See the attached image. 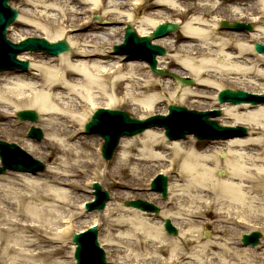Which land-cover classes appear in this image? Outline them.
<instances>
[{
	"label": "bare ground",
	"instance_id": "6f19581e",
	"mask_svg": "<svg viewBox=\"0 0 264 264\" xmlns=\"http://www.w3.org/2000/svg\"><path fill=\"white\" fill-rule=\"evenodd\" d=\"M133 1L128 4V0H41L52 2L55 8L47 5L45 12L37 8H23L19 19L10 28L13 31L29 26L33 30L31 35L35 37L48 32L51 42L66 39L71 50L49 57L43 56L42 52H34L37 56H33V60L40 57L41 63L36 65L32 62L30 72L0 73V121L6 116L10 120L15 115V111L10 112L8 108L36 110L43 118L34 124L46 130L47 138L40 146L24 140V147L59 164L43 173L0 174V258L10 261L7 264H56L55 260L50 261V257L57 251H63L65 244H62L69 240L73 231L63 230L62 227L70 223L74 225L77 218L71 207L76 204L72 194L83 189V179L79 184V177L89 178L92 175L93 179H102L111 186L127 187L126 190L132 191L137 186L145 185L144 178L137 179L143 159L155 162L150 171L164 166L161 165L164 160L169 162L166 165L170 166L168 172L173 171L167 176L178 171L180 183L170 184L169 200H165L166 203L162 204L164 209L158 213L161 218L159 225L151 222L149 216L153 217L154 213L126 205L106 209L107 214L116 216L117 220L107 218L103 211L84 215L90 220L93 218L89 221L91 224L99 222L106 225V230L99 235L101 245L108 253L111 252L113 256L125 253L121 262L115 260L114 264H249L248 260L241 262L243 251H238L237 247L233 250L221 248L224 256L238 259L236 263L228 259L223 262L219 260L211 252V249L219 246L210 241L196 250L201 235L195 234V228H191L195 221H189L187 217L201 218L214 211L215 229L223 234L233 230L232 224L247 221H261L264 228L263 103L220 105L224 109V119L232 122L227 125L249 127L250 132L243 138L207 141L202 145L188 137L186 140L170 141L159 129H151L136 138L121 140L116 159L108 164H112V169L107 167L103 170L99 149L91 148L97 145V139L89 142L80 133L96 103L108 108L133 105L135 110H143L145 115H149L158 112L157 108L168 90L182 91L180 97H172L177 104L201 103L190 99L205 100V92L214 89L221 91L228 84H241L237 78L251 83L252 78L264 76V66L258 63L264 54L254 50L255 42L259 41L255 32L249 36L242 32L225 33L218 24L220 18L205 19L217 14L222 4L219 0H194L188 3L156 0L145 12L142 22L135 21L132 13L126 16L127 11L134 10L136 14L140 9L129 6L138 2L142 4L146 0ZM250 2L233 0L229 8L238 13L243 11V6L259 11L261 15H258V20L252 21L258 24L260 36L264 35V0ZM21 3L29 4L27 0ZM86 7H91L92 13L104 10L109 23L120 24L125 20L123 25L130 23L140 37L151 35L161 23H178L180 28L177 33L153 40L156 45L169 50L167 55L159 56L158 68L169 70V66L174 64L178 74L195 79L194 86L182 85L168 77L156 76L157 82L151 70L144 72L148 63L142 60L121 62L123 55L117 56L116 61L112 60L114 57L109 48L123 40L124 27L98 26L97 22L103 21L102 16L99 21L95 18L92 19L94 21L91 18L81 19L79 15L90 14ZM54 11L58 12L57 17ZM190 12L194 14L188 15ZM33 20H37L36 24L31 23ZM20 58L30 59L26 55ZM45 59L47 61L44 62ZM153 89H161L162 92L151 93ZM100 100L106 102L100 103ZM29 123L20 122L23 127ZM137 145L142 146L139 154L143 157L133 153ZM49 147L50 151L47 152ZM157 147L170 149L173 159L158 155L154 151ZM119 173L132 179L135 177L136 180L122 182ZM109 178L111 182L107 181ZM88 184H92V181ZM130 191L118 197L130 198L133 194ZM158 198L149 199L155 201ZM83 202L80 210L84 213ZM125 214H132V217ZM168 218L180 229L177 237L164 229V222ZM63 222L65 224L61 226ZM202 230L204 234L207 229ZM209 235L211 232H208ZM55 243L60 246H55Z\"/></svg>",
	"mask_w": 264,
	"mask_h": 264
},
{
	"label": "rangeland",
	"instance_id": "374dc122",
	"mask_svg": "<svg viewBox=\"0 0 264 264\" xmlns=\"http://www.w3.org/2000/svg\"><path fill=\"white\" fill-rule=\"evenodd\" d=\"M27 1L29 2V4L21 3L22 0H12L11 1V5L19 11V14H20V11H22L23 8L29 9V10H32L33 8H37L38 11H42V12L46 11L44 7L47 6V5H49L50 7L55 8L52 5V2H41V0H27ZM118 1H121V0H118ZM130 1L131 0H128L129 3H130ZM155 1L156 0H149L146 3L145 6H143V7H141L139 9V11H138V19H137L139 22H142V18L145 15V12L150 9V7L152 6L153 3H155ZM180 1L188 3V2H193L194 0H180ZM253 1L255 2L256 0H251V2H253ZM219 2L222 3V4L220 6V9L217 11V14H213L212 16L205 17V19L211 20V19L217 17V18H220V20H221V18H225V19H229V20L230 19H233V20L237 19L236 20L237 22L238 21H243L245 23H253L251 21L253 19H255L256 16H254V15L255 14L256 15H261L259 11L250 10L246 6H243V8H244L243 11L239 12V13L237 11H235V10H230L229 7L232 5L233 0H219ZM251 2H250V4H251ZM127 7H128V5H127ZM125 8H122V9H125ZM53 13H54V16H56V17L58 16V12L57 11H54ZM96 13L101 15L103 17V19H104L101 23L97 22L98 26L102 25L105 28V26L112 27L113 25L114 26L123 25V23L114 24V23H109L108 21H106L108 19H107V16H106L104 10H101L100 12L98 11ZM191 14H194V13L190 12L188 15H191ZM239 14H241V15H239ZM79 17L84 18V15H79ZM122 19H124V18H122ZM36 22H37V20L31 21V23H34V24H36ZM14 25H15V23H13V25L11 27H13ZM253 25L255 26V30H256L258 24L257 23H253ZM31 28H33V27H31ZM27 31H28V33H26ZM31 31H33V30H31L29 28V26L18 27L16 30L14 29L13 31L10 29V31L8 33V38L13 40V41H15V42H17V40H19L20 38H23V37H26V36H32L31 33H30ZM223 31L225 33L235 32L234 30H229V29H223ZM259 31H261V30H259ZM259 31L257 29L256 31L242 32V33H245V34H247V36H249L250 34H253L255 32V34L258 35L259 42L264 43V35L260 36V32ZM51 33L54 34L53 30H51ZM43 35H41L39 33L38 37H42ZM44 36L48 38L50 35L48 34V32H46V34ZM249 41H250V37H248V42ZM113 45L110 46L111 49H112ZM106 48H107V46H106ZM106 48H105V50H106ZM89 49H91V47H89ZM41 54L43 56L45 55V56L49 57V55H46L45 53H41ZM114 54H111L114 57L112 60L116 61V58L119 55H114ZM24 55L28 56L30 58L29 61L31 63L33 62V64L37 65V64L41 63V62H39V60L41 59L40 57H36L35 61L33 60V56H37V55H34L33 53H25ZM19 57H21V55ZM166 60L168 61V59H166ZM45 61H47V60L45 59L44 62ZM258 63L259 64L261 63L263 65L262 61H259ZM169 67H170L169 70H173V71L176 70V67H175L174 64H171V66H169ZM144 72L145 73H149L150 69L146 68ZM15 73L16 74H24L23 72H20V71H16ZM151 73L154 74L153 72H151ZM176 73H178V72H176ZM154 77L156 78V81L158 82V78L156 76H154ZM237 79L240 80V82H242V83L241 84H235L234 83L232 85L228 84L227 87L240 88V89H244V90H249L251 92L252 91H256V92H260L261 91L262 92V90H264V76L263 77L257 76L256 78H252L251 79L252 80L251 83L248 82L247 80H245L244 78H237ZM161 92H162L161 89H153L151 91V93H161ZM167 92H168L167 95L162 97L163 101L160 104V107L157 108L158 112H160V113H164V111L166 109V106L168 105V102H173V98H172L173 95L176 96V97L177 96L180 97V94L182 93V91L178 92L177 90H174V89L168 90ZM205 94H207V98H205V100H201V98L200 99L199 98H195V99L191 98L190 99L191 101H201V103L193 102L194 104H192V102H190V103H186L184 105L185 106L187 105V107H189V108H195V109H198V110H204V109L220 107V106H218L219 104L217 103V96H216L217 90L214 89L213 91H210L209 93L205 92ZM99 102L100 103H105L106 100H100ZM17 109L18 108H14L12 110L11 108L10 109L8 108V110L10 112L16 111ZM121 109L126 110L128 112L130 111V113L132 115L137 116V117H143L146 114L145 111H143V110H135L133 105L132 106L122 105ZM223 112H224V109H223ZM241 112L244 113L243 110H241ZM8 115H10V114H8ZM42 118H43V116H40V121H41ZM219 119L224 124L232 123V122H230L231 121L230 119H224L223 115L221 117H219ZM17 120L18 119H16V117L14 115L10 120H8L7 116H6L5 119L0 121V123H1V125H0V139H2L4 141H8V142H15V143L19 144V146H21L23 149H25L28 152V154L30 153L31 156H33V157L41 160L43 163H45L46 164L45 165L46 166L45 170H43L40 173L46 172L51 167H58L59 164L54 159L48 160V159L40 156L41 155L40 153H37V152L35 153V152L31 151V150H28L26 147H24V142H25L24 140H27V141L32 142V143H35L36 145L40 146L43 143V141L47 138L46 130L43 127H41L43 129V131H44V137H43L42 141H37L36 139L28 137V130L31 127L32 123L31 124L30 123L26 124L23 127V126H21L22 124H20L21 121L20 120L17 121ZM15 122H16V124H15ZM225 122H229V123H225ZM11 130H13L15 132H12ZM159 131L162 132L160 129H159ZM138 136H141V135H138ZM85 137L87 138V140H89V142H90V140H93V139L100 140V138H101L98 135H90V134L86 135ZM136 137H133V138H136ZM190 138H193L194 140H197L193 136H191ZM199 142H201V144L203 145L205 141H199ZM91 148L95 149V146H92ZM141 148H142V146H138L137 145V148H136V150H133V153L137 154L140 157H143V156H141L139 154L140 153L139 150ZM46 151L47 152L50 151V147L48 149H46ZM154 151L157 152L158 155L162 154L165 157H167L168 159H171V158L173 159V154H172V151L170 149H164L163 147L162 148L161 147H157V148L154 149ZM216 152H218V148H217ZM116 154L117 153H115L114 157L108 163H105V161L103 159H101V163H103V165H102L103 169H106L107 167L112 169V164L111 165H108V164H110L112 161H114L116 159V156H117ZM218 156H220V154ZM166 162L167 161L164 160L163 162H161V165H165ZM153 164H155V162H153V160L151 162H149V161H144V159H143L142 162L139 165L141 173L138 174L137 179L138 178H144L145 180H147V179L151 178V176H153L157 172L159 167H161V166L156 167L155 169H153V171H150ZM7 172H18V171H7ZM18 174L21 175V174H23V172H18ZM118 175L121 177L122 182H133L134 180H136L135 177H133V179L131 177H124L122 173H119ZM72 178L75 179V177H70V179H72ZM89 178H92V176L89 177ZM82 179H84L82 176L79 177V181H80L79 184H81ZM110 180L111 179L109 178L107 181L111 182ZM168 180L172 184H179L180 183V176L178 175V171L173 172L169 176ZM5 183H7V182H5ZM144 183H146V181ZM102 184H103L104 189H107L108 191H110V195H111L110 200L106 203L107 207L105 208V211H103V213L106 215L107 218L117 220L116 216H110L109 214H107L108 212L106 211V209L108 207H115V206L122 207V206L125 205V203H124L125 200L127 201V200H132V199L134 200V199L140 198V199H146V200L151 201L149 199L150 197L159 196V198L156 199L153 202L161 208V211H162V209H164L162 204L166 203V201H165L166 199H164L161 194H157V193L155 194L154 191H148L146 188H144L145 185L144 186L143 185L142 186H137L134 190L130 191V190H126L127 187H120V186H113V185L111 186L108 183H104V180H102ZM129 191H130V193H133V194H131L130 198H129V196H127V197L123 196L122 199L118 197V196H120V194H123V193L127 194ZM90 195L91 194H90L89 190L86 189V188H83V189H81V191H79V193H76V192H75V194L73 193L72 194V199H73V202H76L77 204H80L83 199H85V200L89 199ZM167 200H169V199H167ZM47 202L49 203V201H47ZM71 211H72V213L74 211L75 212L77 211V208H76L75 204L72 205ZM127 215L128 214H125V216H127ZM128 216L132 217V214H129ZM149 217L152 218V221H151L152 223H154L156 225H159V222L161 221V218L158 216V214L155 213V215L153 217H151V216H149ZM187 218H189V221L190 220H194L195 221V223L191 226V228H195V230H196L195 234L196 235L198 233H200V235H201V239H200L201 241L199 243L197 242V246L198 245L199 246H198V248L195 247L196 250H200L201 249L200 248L201 245H203L207 241H210V242H213V243H215V244H217L219 246V247H216L214 249H211V252L215 253L219 257V260H221L222 262L225 259L226 260L227 259L230 260V262H232V263L238 262V259H236V258L233 259L232 257L224 256L223 255V250L221 249V248H225V249L233 250V249H236V247H237L238 251H243L242 252L243 256L241 255V257H240L241 258V262L243 260H248L249 264H264V228L261 227L262 226V224H260L261 221L257 222V223L247 221V222H243V223L232 224L233 230H231L230 233L223 234V233H221V232H219L218 230L215 229L214 222L216 221V217H215V212L214 211H212L208 216H204V217H201V218H195L193 216H189ZM84 221H86V223ZM87 221H88V218H86L84 215L83 216L78 215V218L76 219V225L75 226H77V229L86 228L87 226H89L88 224H90V223H87ZM104 221L107 222L105 218H104ZM81 222H83L85 224L83 225ZM204 228H206L207 231L211 232V235L208 236V232L206 233V230H205V232L203 234V230L202 229H204ZM254 229H258V230H260L263 233V236L261 238V243L257 247L245 246L241 242L242 235L244 233H250ZM104 230H106V225L105 226L102 225V227H101V232H104ZM57 245L60 246L58 243H57ZM246 248H250L251 250L247 251ZM251 251L252 252L255 251V253L252 254ZM111 254H112L111 252L108 253V251H107L109 264H114L113 262H115V260L116 261L119 260L121 262L123 256L125 255V253H120L117 256H113ZM247 254H249V255L246 256ZM220 255H223V256L220 258ZM71 256H72V247H71V244H70V242L68 240V242L66 243V246H64L63 251H57L56 254H54L52 257H50V261L51 260H55L56 264H72L73 259H72ZM9 262L10 261L6 262V260H3V259L0 258V264H7ZM217 262H218V260L216 259L215 263H217ZM117 264H120V263H117ZM245 264H247V263H245Z\"/></svg>",
	"mask_w": 264,
	"mask_h": 264
},
{
	"label": "water",
	"instance_id": "95a60500",
	"mask_svg": "<svg viewBox=\"0 0 264 264\" xmlns=\"http://www.w3.org/2000/svg\"><path fill=\"white\" fill-rule=\"evenodd\" d=\"M7 1L8 0H1L0 1V5H1V7H0V41L4 45V48L2 47V45H0V49H1L0 50L1 51L0 69L5 68V67H13L14 66L13 65L14 64L13 58L15 56V53H17L19 51V49L17 47L9 45V44L4 42V35H5L4 33H5L6 26H4L3 23L6 22V24H7V23L11 22L12 19L16 16V11L12 10L13 12L11 13L10 10L7 8V6H6ZM176 27L177 26L175 24H166L161 29H159V34L164 33L167 30H173ZM128 37H129V40L131 42L128 44H132V45H136V46L138 44V45H142V47H144V45H145L146 48L150 49L153 57H155L156 54H164L165 53L164 49H161L160 47H156V46H151L149 44V38H146V39L137 38V35L133 30H129ZM30 42H32L34 44H41L45 48H48L49 50L51 49V51H53L54 53H58L59 51H62V50L65 51V50L69 49L66 41H63L62 43H58V44H50L47 41L43 42V40L31 39ZM256 50L258 52H264V45L256 43ZM155 65H156V61H154L153 66L155 67ZM154 69L156 72L163 74V72L161 70H158L156 68H154ZM174 76L176 78H178L179 80H181L184 84H193V79H186V78L178 77L177 75H174ZM240 94H241V92H239V91H237V92L225 91L221 94L220 100L221 101L225 100L224 97H227V99L232 100L235 103H239V102H242L244 100H247V98L244 97V96H246V94H241V95ZM242 95H244V96H242ZM251 96L253 98H255L254 100H251L253 103H256V102L264 103V94L261 96L260 95L259 96L258 95H251ZM177 109L180 112L185 111L182 108H177ZM190 115H192V116H191V119L189 120V122L191 123L193 121L197 125H198V123L202 125L205 122V120L207 119V116L201 115V114H199V116H198L197 114H195V112L193 114H190ZM20 116H22L23 118L30 117L33 120L38 119V115L34 111L27 112V113L23 112V113H21ZM185 117H186V114L182 115L181 119H184ZM212 122L213 123L209 124V127H211L212 129L215 128L217 131L222 130L221 129L222 127L220 126V124L218 122H216V121H212ZM190 123L186 127L187 131L194 130L198 134L202 135L205 133L204 130H206V131L209 130V128H197V127L191 126ZM34 132L39 133L40 131L34 129ZM110 132H112V131H110ZM110 135L115 137V138L119 137V133L116 135H113V134H110ZM110 135L106 136L108 144H106L107 146L105 147V151H108L110 149L109 144H110V141L112 140ZM107 155H108V153H107ZM18 167L23 168L21 165H19ZM40 167H43L42 164H39V162H37L31 168V170H36L37 168H40ZM162 180H163V178H162ZM165 184H166V182H164V185L161 188L162 189L161 191H163L164 194L166 195L167 190H166ZM96 188L101 191L100 185H96ZM106 198H108V195L105 192L102 194V199H101V202L98 206L99 208H103V206H104L103 203L105 202ZM133 204H135L136 206L141 207V208H151L154 211L158 210L156 207L154 208V206L148 202L136 201ZM167 228L171 231H174V233H176L175 229L173 228V226L170 223L167 224ZM91 233L93 236L80 235V236L76 237V241L79 244L78 245L79 246L78 247V256L80 255L79 259H80L81 264H100L101 262L104 261V257L101 253L102 250H100L98 248L96 238H95V234L97 233V230L94 229ZM259 236H260V234L255 232L251 235H245L243 238H244V241L246 243H248L250 241L256 242Z\"/></svg>",
	"mask_w": 264,
	"mask_h": 264
}]
</instances>
